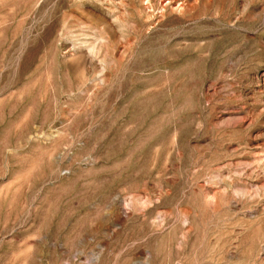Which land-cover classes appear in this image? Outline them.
<instances>
[{
    "label": "rangeland",
    "instance_id": "1",
    "mask_svg": "<svg viewBox=\"0 0 264 264\" xmlns=\"http://www.w3.org/2000/svg\"><path fill=\"white\" fill-rule=\"evenodd\" d=\"M0 264H264V0H0Z\"/></svg>",
    "mask_w": 264,
    "mask_h": 264
}]
</instances>
